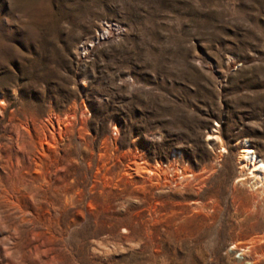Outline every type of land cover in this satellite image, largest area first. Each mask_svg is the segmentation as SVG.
Returning a JSON list of instances; mask_svg holds the SVG:
<instances>
[{
  "label": "rangeland",
  "instance_id": "1",
  "mask_svg": "<svg viewBox=\"0 0 264 264\" xmlns=\"http://www.w3.org/2000/svg\"><path fill=\"white\" fill-rule=\"evenodd\" d=\"M244 145L264 0H0V264H264Z\"/></svg>",
  "mask_w": 264,
  "mask_h": 264
},
{
  "label": "bare ground",
  "instance_id": "2",
  "mask_svg": "<svg viewBox=\"0 0 264 264\" xmlns=\"http://www.w3.org/2000/svg\"><path fill=\"white\" fill-rule=\"evenodd\" d=\"M106 35V31L102 30V32L99 33L96 39L101 38L103 36L105 37ZM239 161L241 166L249 167L252 179H254L258 183L259 181L264 180V160L260 158L257 154H255L254 150L244 145L240 152Z\"/></svg>",
  "mask_w": 264,
  "mask_h": 264
}]
</instances>
